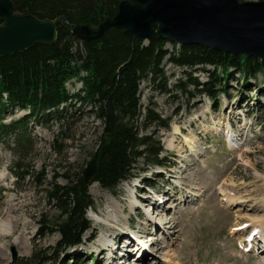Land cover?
Instances as JSON below:
<instances>
[{
    "label": "rangeland",
    "instance_id": "obj_1",
    "mask_svg": "<svg viewBox=\"0 0 264 264\" xmlns=\"http://www.w3.org/2000/svg\"><path fill=\"white\" fill-rule=\"evenodd\" d=\"M167 47L171 51L179 48L171 44ZM163 67L168 89L153 88L144 81L141 101L143 108L152 102L156 111L170 120V130L160 129L157 135L170 165L141 171L137 177L141 180L139 204L136 189L132 188L137 181L122 183L116 193L91 182L93 208L106 221L95 222L88 212L91 229L84 234V243L74 250L78 264H164L168 257L172 264H264V253L248 255L240 250L238 243L246 234L231 231L235 225L249 220L264 224V92L258 93L264 91V75H259V86L252 78L245 88L243 76L235 74L224 83L219 103L214 105L208 94L191 97L175 88L180 79L210 82L213 75L209 76V72L212 74L214 67L183 70L171 63L169 57ZM75 87L80 88L81 84H68L71 92ZM193 87L190 85L188 91L196 94ZM89 110L84 107L72 119L70 134L74 141L68 142L67 160L58 157L52 146L57 124L28 119L35 152L25 163L33 164L39 172L45 168V177L41 179L45 187L56 177L61 185L66 184L62 178L64 171L58 168L60 163L66 161L78 173L92 161L103 124L88 114ZM25 115L16 111L7 116L6 123H18ZM231 135L241 144L238 149L231 146ZM173 138L175 144L171 147ZM6 142L0 143V264H34L39 251L55 249L61 240L60 234L46 230L41 214L54 219L58 212L48 205L44 188L36 187L32 179L18 181L10 172L14 157ZM222 190L231 191L238 204L225 209ZM121 207L122 214L118 211ZM110 214L114 218H109ZM149 219L155 220L148 222ZM129 230L141 234L142 242L154 252H147L143 258L135 244L125 247L123 240H128ZM112 241L117 245L112 246ZM110 243L111 254L103 251L108 248L104 244ZM70 253L73 251L52 264H66L64 259Z\"/></svg>",
    "mask_w": 264,
    "mask_h": 264
},
{
    "label": "trees",
    "instance_id": "obj_2",
    "mask_svg": "<svg viewBox=\"0 0 264 264\" xmlns=\"http://www.w3.org/2000/svg\"><path fill=\"white\" fill-rule=\"evenodd\" d=\"M124 1L14 0L17 14L61 18L54 45L37 43L23 52L0 56V143L7 141L14 157L10 172L18 181L32 179L36 187L44 188L48 205L58 212L52 220L48 214H41L46 230L60 234L61 240L55 249L39 251L34 264H52L83 243L84 234L91 229L87 213L94 201L89 193L91 182L86 181L84 171L73 172L66 161L58 167L64 171L62 178L66 184L61 185L56 177L46 187L41 181L45 168L39 172L33 164L25 163L35 152V138L29 133L28 119L57 124L52 146L58 157L67 160L68 142L74 141V135L70 134L72 119L84 107L89 108L88 114L103 124L95 182L116 193L123 182L138 177L141 171L170 165L157 136L160 129L170 130V120L157 112L152 102L143 108L141 101L144 81L153 88L168 89L163 67L168 57L183 70L214 67L212 74L209 72V76L213 75L210 82L186 78L175 86L191 97L208 94L214 105L225 89L224 83L235 74L243 76L245 88L252 78L259 86V75H264L263 60L202 45H178L158 35L144 43L117 27L90 41L73 33L79 25L97 29L106 20L114 19ZM169 44L179 48L171 51ZM74 79L83 86L72 94L67 84ZM190 85L196 94L188 91ZM24 110L28 112L26 118L18 123H6L8 115ZM141 163L144 167H140ZM65 260L66 264L79 262L74 253Z\"/></svg>",
    "mask_w": 264,
    "mask_h": 264
},
{
    "label": "water",
    "instance_id": "obj_3",
    "mask_svg": "<svg viewBox=\"0 0 264 264\" xmlns=\"http://www.w3.org/2000/svg\"><path fill=\"white\" fill-rule=\"evenodd\" d=\"M60 22L61 18L17 14L14 0H0V56L23 52L37 43L54 45ZM111 27L124 29L144 43L158 35L181 45H202L264 60V1L125 0L114 19L97 29L79 25L73 33L90 41ZM102 143L83 172L87 182L95 180Z\"/></svg>",
    "mask_w": 264,
    "mask_h": 264
},
{
    "label": "bare ground",
    "instance_id": "obj_4",
    "mask_svg": "<svg viewBox=\"0 0 264 264\" xmlns=\"http://www.w3.org/2000/svg\"><path fill=\"white\" fill-rule=\"evenodd\" d=\"M176 132L177 133H180V130L177 128L176 129ZM190 139H186V141L188 142V144H191V142L189 141ZM230 142H231V144H233V145H231L234 149H236V148H238L237 147V144L235 145V139L231 136V138H230ZM174 144H175V142H174V138L172 139V140H170V146L171 147H173L174 146ZM217 185V184H216ZM132 188H135V187H132ZM135 193H136V191H135ZM220 195L222 196V198H223V200L225 199V208H231L233 205H235V204H238V203H236V198L234 197V195H233V193H231V191H226V190H222L221 191V193H220ZM115 200H116V202H118V200L115 198ZM134 201H135V198H134ZM137 202H138V200H137ZM245 203V202H244ZM138 205V204H137ZM118 206H119V204H118ZM118 211L120 212V214H122L123 213V208L121 207L120 208V210L118 209ZM91 213V217H92V219L95 221V222H105L106 221V219L104 218V217H102V215H101V213L99 212V211H96L95 209H92L91 211H90ZM157 212H159V211H157ZM117 214V213H116ZM160 214L162 215L163 214V212H160ZM149 215H151V214H149ZM117 216L119 217V214H117ZM114 218V216H112L111 214H110V216H109V218ZM123 218L124 217H121V220H123ZM150 218V217H149ZM116 220V219H115ZM155 220V219H154ZM154 220H150L149 219V221L148 222H151V221H153L154 222ZM159 222V221H158ZM248 222H251V225L253 226L252 228L254 229V228H256V229H259V230H261V234H263V236H264V224H259V223H257L255 220H249ZM243 223H241V224H237V225H235V227H238V226H240V225H242ZM159 227H163L162 226V224H160L159 225ZM172 228V227H171ZM3 231H5V230H3ZM138 236H142L141 234L140 235H138ZM103 238H105V237H103ZM125 239H126V237L124 238V240L123 241H125ZM141 239H142V237H141ZM152 239H154V238H152ZM131 240V239H130ZM244 240V239H243ZM114 241H112V243H113ZM103 244V243H102ZM111 244V243H110ZM133 244V243H132ZM105 245H107V244H105ZM108 246V245H107ZM124 246L126 247V245L124 244ZM106 250V249H105ZM131 251V250H130ZM132 251H134V250H132ZM129 253V252H128ZM147 256V253H145V255H143V256H141V257H143V258H145ZM172 260L171 259H169V257L168 258H165L164 259V261H163V263L164 264H172V262H171Z\"/></svg>",
    "mask_w": 264,
    "mask_h": 264
}]
</instances>
